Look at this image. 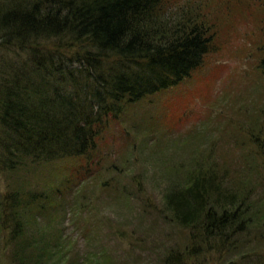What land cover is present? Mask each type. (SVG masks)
Listing matches in <instances>:
<instances>
[{
	"label": "trees",
	"instance_id": "16d2710c",
	"mask_svg": "<svg viewBox=\"0 0 264 264\" xmlns=\"http://www.w3.org/2000/svg\"><path fill=\"white\" fill-rule=\"evenodd\" d=\"M211 2L0 0V173L9 180L0 195V231L11 264H60L68 254L63 235L39 226L58 190L28 192L32 183L23 190L22 182L43 163L83 157L91 163L101 134L127 107L201 69L220 49ZM210 166L199 163L165 191L162 216L188 234L186 246L158 254L159 264H190L200 246L226 251L235 244L231 232L244 235L252 222L264 226L235 180L229 186ZM94 256L93 264L114 262Z\"/></svg>",
	"mask_w": 264,
	"mask_h": 264
},
{
	"label": "rangeland",
	"instance_id": "374dc122",
	"mask_svg": "<svg viewBox=\"0 0 264 264\" xmlns=\"http://www.w3.org/2000/svg\"><path fill=\"white\" fill-rule=\"evenodd\" d=\"M215 2L209 19L217 22L220 49L201 69L127 107L101 134L92 164L84 157L43 163L22 182L23 190L32 183L28 192L58 190L39 226L66 238L60 264H93L94 255L113 264H159L158 254L186 246L187 229L162 216L163 195L199 163L213 165L229 186L234 179L244 204L264 221V6L219 0V9ZM8 181L0 173L1 196ZM255 224L244 235L228 229L235 244L226 251L218 243L200 246L190 264H264V226ZM6 241L3 229L0 264H11Z\"/></svg>",
	"mask_w": 264,
	"mask_h": 264
}]
</instances>
